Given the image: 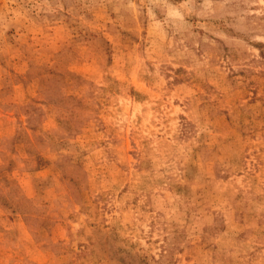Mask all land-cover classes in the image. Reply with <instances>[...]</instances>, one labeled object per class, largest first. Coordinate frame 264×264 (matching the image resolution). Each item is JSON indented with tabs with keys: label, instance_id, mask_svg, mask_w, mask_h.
Listing matches in <instances>:
<instances>
[{
	"label": "rangeland",
	"instance_id": "1",
	"mask_svg": "<svg viewBox=\"0 0 264 264\" xmlns=\"http://www.w3.org/2000/svg\"><path fill=\"white\" fill-rule=\"evenodd\" d=\"M0 264H264V0H0Z\"/></svg>",
	"mask_w": 264,
	"mask_h": 264
}]
</instances>
